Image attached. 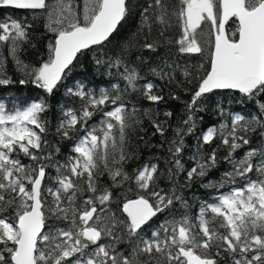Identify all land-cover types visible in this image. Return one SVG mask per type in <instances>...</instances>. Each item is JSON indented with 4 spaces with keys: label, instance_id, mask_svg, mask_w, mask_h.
<instances>
[{
    "label": "trees",
    "instance_id": "1",
    "mask_svg": "<svg viewBox=\"0 0 264 264\" xmlns=\"http://www.w3.org/2000/svg\"><path fill=\"white\" fill-rule=\"evenodd\" d=\"M5 1L0 130L30 111L34 121L26 140L0 148V264H13L15 223L40 171L37 264H188L180 248L198 264H264V82L206 85L220 0H211L214 19L194 26L189 0H126L114 33L79 52L51 89L41 70L56 36L87 26L99 7L88 16L89 0H41L39 9ZM225 30L237 40L235 18ZM139 198L157 212L142 226L123 213Z\"/></svg>",
    "mask_w": 264,
    "mask_h": 264
},
{
    "label": "water",
    "instance_id": "2",
    "mask_svg": "<svg viewBox=\"0 0 264 264\" xmlns=\"http://www.w3.org/2000/svg\"><path fill=\"white\" fill-rule=\"evenodd\" d=\"M125 2L101 0L99 10L87 26H77L56 36L52 60L41 70L48 89L62 79L79 52L103 43L114 33L123 19ZM13 4L19 9H39L42 6L41 0H13ZM220 4L219 35L205 83L220 90L247 91L264 82V0L252 10L245 8L244 0H220ZM231 18L238 23L236 41H230L226 35V25ZM43 177L44 172L40 171L31 186L30 210L15 223L19 238L12 256L13 264H37V244L44 232L39 200ZM95 212L93 208L81 216L86 225ZM123 213L131 223L142 226L157 212L147 200L139 198L128 201ZM99 235L93 226L84 229V236L89 240L97 241ZM179 236L184 238L185 233L181 231ZM179 254L188 264H198V259L184 248L179 249Z\"/></svg>",
    "mask_w": 264,
    "mask_h": 264
},
{
    "label": "rangeland",
    "instance_id": "3",
    "mask_svg": "<svg viewBox=\"0 0 264 264\" xmlns=\"http://www.w3.org/2000/svg\"><path fill=\"white\" fill-rule=\"evenodd\" d=\"M5 2L13 3V0ZM101 0L88 1V16L100 7ZM211 0H189L188 22L190 26H194L204 16L214 19V12ZM99 9V8H98ZM98 11V10H97ZM8 125L0 130V148H4L9 142L16 139L26 140V136L31 132L34 119L31 111L23 113L17 117L8 119ZM5 129V130H4ZM0 157H4V152L0 150ZM14 228V226H12Z\"/></svg>",
    "mask_w": 264,
    "mask_h": 264
}]
</instances>
